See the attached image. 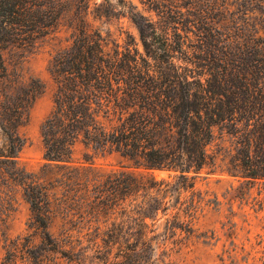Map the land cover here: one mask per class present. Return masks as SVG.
<instances>
[{
  "label": "trees",
  "instance_id": "trees-1",
  "mask_svg": "<svg viewBox=\"0 0 264 264\" xmlns=\"http://www.w3.org/2000/svg\"><path fill=\"white\" fill-rule=\"evenodd\" d=\"M141 1L158 22L125 0H76L70 9L64 0H0V226L16 189L30 210L25 232L5 239L0 264H176L167 245L194 233L193 180L216 164L220 150L209 147L224 136L226 172L264 185V38L244 39L216 22L208 0ZM238 6H261L264 15V0ZM90 18L127 19L138 43L129 35L108 50L109 34ZM66 19L71 42L48 65L55 92L40 130L45 163L30 172L17 162L26 144L20 129L45 87L8 67L4 53L34 46ZM179 29L198 42L186 58L191 72L177 64L188 53ZM76 143L127 166L101 173L77 165Z\"/></svg>",
  "mask_w": 264,
  "mask_h": 264
},
{
  "label": "rangeland",
  "instance_id": "rangeland-1",
  "mask_svg": "<svg viewBox=\"0 0 264 264\" xmlns=\"http://www.w3.org/2000/svg\"><path fill=\"white\" fill-rule=\"evenodd\" d=\"M67 7H73L76 0H64ZM131 3L145 17L158 22L156 14L142 4L141 0H125ZM179 4L182 1L177 0ZM242 0H208L216 5L214 11L215 21L222 19L232 32L243 36L244 39L264 38V15L256 10L259 7L236 9ZM100 3L102 0H91ZM227 11L219 16V12ZM239 10V11H238ZM182 12L186 9L181 8ZM71 11L67 18L72 15ZM232 21V24L230 23ZM67 21V19H66ZM92 29H98L106 38L107 49L112 48L113 42L120 47L125 46L129 40L127 36L135 38L138 43L137 31L127 19L119 21L105 19H89ZM222 23V22H221ZM169 32L171 30L169 29ZM179 33L184 36V50L187 56L177 62L179 66L192 71L194 66L186 58L191 54H198V42L193 33ZM195 32V31H194ZM72 29L68 21L62 22L56 32L37 42L32 47L9 49L4 53L8 67L19 66L25 79L35 78L44 84V91L33 103L28 121L21 127L20 133L26 144L18 155L17 162L27 171L35 172L44 165V149L41 138V125L53 109V94L55 84L48 72L49 62L54 53L68 46L71 42ZM139 50L141 48L138 46ZM184 60V61H183ZM190 60L195 62V59ZM16 64V65H15ZM188 76H192L187 72ZM196 76V73H193ZM216 137H219L216 132ZM220 150L216 164L203 169L193 180L194 192L198 195L194 201L195 211L192 226L194 233L191 236L182 234L178 239L180 244H168L173 248L172 260L176 264H264V185L245 184L243 180L232 177L226 172L228 163V150L230 142L228 137L215 139L209 147V152ZM73 161L77 165H90L101 173L119 171L127 166L117 154L100 153L87 148L81 143L73 147ZM157 180H168L169 175L155 172ZM195 176V175H192ZM15 203L3 225L0 226V261L5 253V239H13L25 232L30 217L29 205L22 198L18 189L15 190ZM190 193L183 194V200L189 199ZM177 239V238H174Z\"/></svg>",
  "mask_w": 264,
  "mask_h": 264
}]
</instances>
